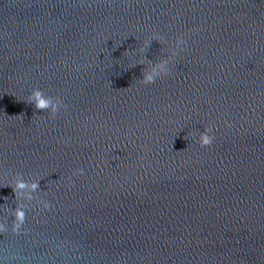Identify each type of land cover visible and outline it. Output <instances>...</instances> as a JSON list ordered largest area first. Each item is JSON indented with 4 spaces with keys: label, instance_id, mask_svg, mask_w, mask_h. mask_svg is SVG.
<instances>
[{
    "label": "water",
    "instance_id": "95a60500",
    "mask_svg": "<svg viewBox=\"0 0 264 264\" xmlns=\"http://www.w3.org/2000/svg\"><path fill=\"white\" fill-rule=\"evenodd\" d=\"M0 226V264H264V0H0Z\"/></svg>",
    "mask_w": 264,
    "mask_h": 264
},
{
    "label": "clouds",
    "instance_id": "9594fccd",
    "mask_svg": "<svg viewBox=\"0 0 264 264\" xmlns=\"http://www.w3.org/2000/svg\"><path fill=\"white\" fill-rule=\"evenodd\" d=\"M176 39H177V43L180 45L185 43V41L180 37H177ZM154 81H155L154 76L152 74H147L144 77V83H146V84L153 83ZM31 96L35 100L36 107L38 109L42 110V109L48 108L49 100L42 95V93L39 89H33L31 91ZM57 112H58V109L53 107L51 114L55 115ZM209 132H210V129H208V128H205L204 131L200 132L198 142L201 146H208L213 142L214 137L212 135H210ZM76 173L83 175L84 170L82 168H78V169H76ZM70 183H71V179L69 178V184ZM11 187H12L13 192L15 194L17 188H19V189L31 188L32 191H35L39 187V184L36 182H32L31 184H28V183L24 182L23 180H18L16 182L15 186L11 185ZM44 207L47 208L48 203H46L44 205ZM25 215H26V213L22 208L17 212V214L15 215V218H14L15 219L14 229L18 230L20 228V225L23 224V222L25 220ZM0 227H2V226H0Z\"/></svg>",
    "mask_w": 264,
    "mask_h": 264
}]
</instances>
